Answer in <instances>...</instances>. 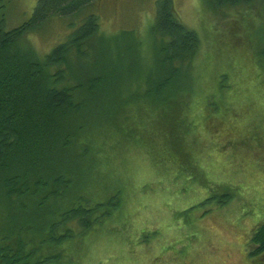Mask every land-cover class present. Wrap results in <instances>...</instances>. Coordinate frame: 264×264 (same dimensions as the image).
Wrapping results in <instances>:
<instances>
[{
	"label": "rangeland",
	"instance_id": "rangeland-1",
	"mask_svg": "<svg viewBox=\"0 0 264 264\" xmlns=\"http://www.w3.org/2000/svg\"><path fill=\"white\" fill-rule=\"evenodd\" d=\"M36 1L7 0L3 9L5 28L27 20ZM98 1L95 10L100 29L106 35H116V47L108 51L105 46L100 53L96 47L79 71L87 72L86 78L96 73L104 80L94 92L98 98L88 102L86 107L87 122H96L95 130H90V148L81 158L72 151L64 155V169L74 177L76 184L68 186L67 198L48 199L41 205L26 200L28 198L15 204L0 194V231L3 228L4 234L10 235L12 231L17 233L19 227L28 229L20 236L30 239V247L40 242L39 227L62 218L60 211L69 207L71 187L92 201H105L112 192L121 191L125 206H121L119 213L96 221L87 234L67 238L68 255L48 264H253L260 256L249 258L250 236L264 220V156H255L253 165L248 166L249 157L240 153L237 156L242 134L230 139L225 136L211 139L202 134L196 122L181 118L171 121L170 102L166 99L135 103L131 123L113 118L109 95L117 90L125 94L129 85L130 93H143L144 79L147 78V86L153 84L151 81L158 83L166 67L161 64L160 43L149 33L156 0ZM172 1L178 19L196 31L201 41L192 64L205 75L202 79L218 80L219 73L224 72L223 64L226 66L230 61L223 58L226 60L221 64L217 62L208 45L214 39L223 40L219 42V49L232 55L238 53L235 57L241 51L246 54L237 48L239 44L233 41L234 36L231 40L226 34L227 24L237 18L236 11L243 9L228 8L217 15L202 14L199 0ZM248 2L249 12L246 16L245 10L243 20L237 22L241 28L238 25L237 28L240 33L248 28L245 35L264 38V0ZM72 21L68 17L53 16L40 29L29 31L26 40L43 56L69 34L76 25L70 24ZM135 38L142 42L145 60L127 54L136 43ZM77 65L74 62L72 69L77 70ZM187 72L190 70L181 69L177 84L186 83ZM232 87L225 89L230 91ZM194 91L202 97L205 106L200 115L207 119L215 121L221 112H231L232 105L224 101L218 87H197ZM209 92L211 95L207 97ZM171 103L180 106L177 97L172 98ZM103 115L110 116L106 120ZM258 120L252 118L248 122L252 133L258 130ZM232 124L235 125L233 119ZM255 142L261 147L258 138ZM215 146H220V153L226 156H217L219 166L215 165L218 161L214 154L208 157L216 152ZM227 157L233 158L240 168H230ZM221 165L226 170L220 171ZM246 166L252 168L244 169ZM241 168L245 175L255 171L253 180L247 177L248 183H245ZM225 192L231 193L230 200L218 202ZM61 232L56 229L55 235ZM175 249H179V253ZM39 253L45 254L47 250H39Z\"/></svg>",
	"mask_w": 264,
	"mask_h": 264
},
{
	"label": "trees",
	"instance_id": "trees-1",
	"mask_svg": "<svg viewBox=\"0 0 264 264\" xmlns=\"http://www.w3.org/2000/svg\"><path fill=\"white\" fill-rule=\"evenodd\" d=\"M199 1L202 14L217 15L228 8L243 9L236 11L234 16L237 18L227 24L226 34L230 39L234 36L233 41L239 44L237 48L246 54L241 51L235 57L238 53L232 55L219 49L221 40H212L214 42L208 45V49L213 59L220 64L226 59L230 62L226 66L223 64L224 72L219 73L218 80L202 79L205 75L192 64L201 45L197 32L178 19L172 0H156L155 17L149 33L160 43L161 64L166 70L156 84L155 80L147 86L145 78L143 93H130L129 85L125 94L117 90L115 94L109 95V107L113 105V118L131 123L135 103L143 104L148 99L156 103L166 99L170 102L168 110L171 121H179L181 118L189 123L196 122L202 134L211 139L215 136L230 139L242 134L243 140L240 141L237 156L240 153L249 157L251 163L247 165L251 166L255 156H264V38L260 35H245L249 32L248 28L243 27L242 33L237 28V22L243 20L245 10L246 16L249 12L248 0ZM5 2L7 0H0V194L15 204L28 198L26 200L41 205L48 199L66 197L68 186L76 184L74 177H70L68 170L64 169V155L72 151L77 158H81L90 148V130H95L96 122H87L86 107L88 102L98 98L94 92L102 86L104 80L96 73L86 78L87 72L79 71L90 60L96 47L99 53L105 46L109 48L108 51L114 49L116 35H106L101 31L95 10L98 0H37L29 18L10 29L4 26ZM53 16L71 18L73 21L70 24L76 25L72 26L63 41L41 56L25 36L29 31L43 27ZM141 43L136 39L131 49H127V54L145 60ZM74 62L78 64V71L72 69ZM183 67L190 70V73H186V83L179 85L176 80ZM227 78H231V81H225ZM138 80L141 81L136 78ZM210 85L218 87L224 101L232 105L230 113L221 112L215 121L200 115L204 113L205 104L201 95L194 91V88H207ZM210 95L209 92L206 96ZM175 97L180 106L171 103ZM107 112L108 109L104 115ZM108 116H104L106 120ZM252 118L259 119L258 130L254 133L248 128ZM255 138H258L261 147L256 145ZM219 147H213L216 152L208 154V157L215 155L218 161L216 166L221 163L217 156L226 157L220 153ZM227 159L230 168H240L234 164L233 158ZM248 166L244 169L252 168ZM254 166L259 168L256 164ZM219 170H226V167L221 165ZM240 172L244 175L245 183H248L247 177L253 180L255 171L245 175L241 168ZM70 192L69 207L60 211L62 218H57L55 222L47 221L39 227V244L37 241L29 247L30 239L20 236L21 233H27L28 229L23 227H19L17 233L12 231L10 235H5L4 229H1L0 264H48L53 259L60 260L63 255H68L65 248L67 238L87 234L96 221L112 218L119 213L122 205L125 206L121 191L112 192L105 201H92L73 187ZM222 195L224 198L218 202L230 200L231 193L225 192ZM56 229L62 232L55 235ZM251 241L256 247L250 255H255L254 258L262 256L264 221L254 230ZM44 249L47 253L40 255L39 250ZM175 252L179 253V249H175ZM253 264L264 262L255 261Z\"/></svg>",
	"mask_w": 264,
	"mask_h": 264
},
{
	"label": "flooded vegetation",
	"instance_id": "flooded-vegetation-1",
	"mask_svg": "<svg viewBox=\"0 0 264 264\" xmlns=\"http://www.w3.org/2000/svg\"><path fill=\"white\" fill-rule=\"evenodd\" d=\"M263 221H264V220H263ZM263 221H262V222H263ZM262 222H261V223H262ZM261 223H259V224L255 227V229H256ZM255 229H254V230H255ZM254 230L252 231V234H253ZM252 234H251V236H250V241H249V251H248V256H249L250 259L255 257V255H254V256H251V255H250V252L256 247V244H254V243L251 241ZM256 256H257V255H256Z\"/></svg>",
	"mask_w": 264,
	"mask_h": 264
},
{
	"label": "water",
	"instance_id": "water-1",
	"mask_svg": "<svg viewBox=\"0 0 264 264\" xmlns=\"http://www.w3.org/2000/svg\"><path fill=\"white\" fill-rule=\"evenodd\" d=\"M256 262H264V254L262 256H260Z\"/></svg>",
	"mask_w": 264,
	"mask_h": 264
}]
</instances>
